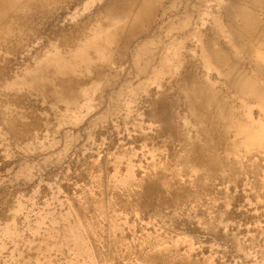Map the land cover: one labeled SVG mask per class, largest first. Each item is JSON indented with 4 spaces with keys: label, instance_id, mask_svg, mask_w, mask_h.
<instances>
[{
    "label": "rangeland",
    "instance_id": "1",
    "mask_svg": "<svg viewBox=\"0 0 264 264\" xmlns=\"http://www.w3.org/2000/svg\"><path fill=\"white\" fill-rule=\"evenodd\" d=\"M114 2L8 5L22 29L0 25V264H264V0H155L94 83L62 69L53 98L22 91L93 22L117 31ZM61 77L74 96L56 97Z\"/></svg>",
    "mask_w": 264,
    "mask_h": 264
},
{
    "label": "bare ground",
    "instance_id": "2",
    "mask_svg": "<svg viewBox=\"0 0 264 264\" xmlns=\"http://www.w3.org/2000/svg\"><path fill=\"white\" fill-rule=\"evenodd\" d=\"M31 1V0H30ZM155 0H115L114 6H108L103 12L102 16L105 18H110L112 20L114 17H121L120 22L117 24L116 30L112 33L107 34H97L96 32V22H93L86 31L84 32L82 40L76 42L70 49L61 50L56 56L50 58H43L35 64L33 68L28 70L26 74H24L19 80V87L22 88V91L28 93L29 96H35L36 94L42 95L45 99L53 98L52 91H50V74L52 76H60L63 73L62 69H65L68 76H74V82L76 83H84L92 84L98 79V76L104 74L107 70L108 64L111 62L119 63L121 60L116 55L117 53H124L127 47L130 45L132 40L136 35L143 32L146 28L141 24V17L144 20H147L150 14L157 13L158 8L154 2ZM22 0H0V6L4 8L6 11V16L0 17V25H5L6 23H10L9 16L11 12L8 10V5H16L17 3H21ZM158 2V1H157ZM12 7V6H11ZM15 11V10H14ZM14 13V12H13ZM14 16V15H13ZM22 16L21 13L15 15L13 20H18ZM127 17H132L130 25L126 21ZM125 19V20H123ZM146 22V21H145ZM148 23V22H147ZM149 25V24H148ZM17 25H13L10 28H15ZM143 27V28H142ZM18 29H22L17 26ZM93 35V37H92ZM107 35V39L104 36ZM141 35V34H140ZM145 35V34H144ZM18 37V36H17ZM142 37V36H141ZM13 38V37H12ZM134 42V40H133ZM133 44V43H132ZM53 46V45H52ZM22 47V46H21ZM26 47V46H25ZM102 47L100 50L98 48ZM122 55V54H120ZM127 56V55H125ZM6 57V56H5ZM4 57V58H5ZM35 58V57H34ZM24 61V60H23ZM123 61V60H122ZM117 65V64H116ZM75 66L73 69L72 67ZM74 71L78 73L73 74ZM62 73V74H61ZM28 74V75H27ZM93 74V75H92ZM45 75L47 78L41 79V77ZM103 77V76H102ZM57 78V77H56ZM55 78V79H56ZM67 78V77H66ZM94 80V81H93ZM68 82V81H67ZM57 85L60 91L57 93L56 97L62 98L66 94L75 95V92L71 89L66 88V81H64L61 77L60 80H57ZM55 86V85H54ZM18 97V96H17ZM41 98V97H40ZM78 98V96H77ZM31 99V97H30ZM33 99V98H32ZM69 99V98H68ZM75 99V98H74ZM164 99V98H163ZM159 100V99H158ZM203 100V99H202ZM30 101V100H29ZM28 101V102H29ZM159 102V101H158ZM159 104V103H158ZM77 107V106H76ZM169 107V106H168ZM211 108V107H210ZM61 109V108H60ZM162 110H164L162 108ZM209 110V109H207ZM75 111V110H74ZM152 111V110H151ZM156 111V109H155ZM77 112V111H75ZM164 113V112H163ZM160 115V114H159ZM62 116V115H61ZM171 117V116H170ZM124 118V117H123ZM163 118V117H162ZM31 119V118H30ZM130 120V119H129ZM172 120V119H171ZM119 122V121H118ZM122 122V121H121ZM145 122V121H144ZM170 122V121H169ZM124 123V122H123ZM134 123V122H133ZM186 123V122H185ZM25 124V123H24ZM112 124V123H111ZM136 124V123H135ZM33 125V124H32ZM183 125V124H182ZM174 127V126H173ZM172 127V128H173ZM9 128V127H8ZM170 128V127H168ZM118 129V128H117ZM107 130V129H106ZM174 130V129H173ZM126 131V130H125ZM101 134V133H100ZM186 134V133H185ZM228 134V133H227ZM102 135V134H101ZM108 135V134H107ZM114 136V135H113ZM189 136V135H188ZM247 136V135H246ZM98 138V137H97ZM137 138V137H136ZM231 138V137H230ZM254 138V137H253ZM104 139V138H103ZM111 139V138H109ZM114 139V138H113ZM102 140V139H101ZM189 140V139H188ZM187 140V141H188ZM247 140V139H246ZM90 141V140H89ZM109 141V140H108ZM88 142V141H87ZM92 142V141H91ZM114 142V141H113ZM117 142V140H116ZM115 142V143H116ZM137 142V141H136ZM184 142V141H183ZM250 142V141H249ZM109 143V142H108ZM251 143V142H250ZM68 144V143H67ZM179 144V143H178ZM213 144V143H212ZM215 144V143H214ZM228 144V143H227ZM226 144V145H227ZM252 144V143H251ZM257 144V143H256ZM96 145V144H95ZM126 145V144H125ZM191 145V144H190ZM115 146V145H114ZM121 146V145H120ZM119 146V147H120ZM211 146V145H210ZM216 146V145H215ZM218 146V145H217ZM222 146V145H221ZM258 146V145H257ZM116 147V146H115ZM128 147V146H127ZM206 147V146H205ZM136 148V147H135ZM215 148V147H214ZM222 148V147H221ZM97 150V149H96ZM108 150V149H107ZM120 150V149H119ZM207 150V149H206ZM217 150V149H216ZM106 151V150H105ZM224 151V150H222ZM92 152V151H91ZM90 152V153H91ZM102 152V151H101ZM117 152V151H116ZM82 153V152H81ZM141 153V152H140ZM106 154V153H105ZM130 154V153H129ZM217 154V153H216ZM224 154V153H223ZM230 154V153H229ZM90 155V154H89ZM134 155V154H133ZM88 157V156H87ZM110 157V156H107ZM193 157V156H192ZM113 158V157H112ZM94 159V158H93ZM98 159V158H97ZM162 159V158H161ZM216 159H219L218 157ZM99 160V159H98ZM109 160V159H108ZM187 160V159H186ZM209 160V159H208ZM162 161V160H161ZM160 161V162H161ZM166 161V159H165ZM211 161V160H210ZM209 161V162H210ZM219 161V160H218ZM227 161V160H226ZM231 161V160H230ZM235 161V160H234ZM237 161V160H236ZM96 162V160H95ZM136 162V161H135ZM138 162V161H137ZM208 162V161H207ZM217 162V161H216ZM228 162V161H227ZM105 163V162H104ZM110 163V162H109ZM124 163V162H123ZM89 164V163H88ZM237 164V163H236ZM243 164V163H242ZM139 165V164H138ZM238 165V164H237ZM80 165H78L79 167ZM117 166V165H116ZM131 166V164H130ZM176 166V165H174ZM234 166V164H233ZM242 166V165H241ZM93 167V166H92ZM122 167V166H121ZM173 167V166H171ZM211 167V166H210ZM225 167V166H224ZM244 167V166H243ZM140 168V167H139ZM167 168V167H166ZM170 168V167H169ZM185 168V167H184ZM241 168V167H240ZM214 169V168H213ZM239 169V168H238ZM83 170V169H82ZM124 170V169H123ZM137 170V169H136ZM187 170V169H186ZM223 170V168H222ZM243 170V169H242ZM141 171V169H140ZM224 171V170H223ZM96 172V171H95ZM132 172V171H131ZM162 172V171H161ZM227 172V170H226ZM225 173V172H224ZM113 174V172H112ZM237 174V173H236ZM235 174V175H236ZM77 175V174H76ZM174 175V174H173ZM122 176V175H121ZM129 176V175H128ZM78 177V176H77ZM87 177V176H86ZM105 177V175H104ZM217 178V177H216ZM75 179V178H74ZM89 179V178H88ZM240 179V178H239ZM80 180V178H79ZM221 180V179H220ZM225 180V179H224ZM90 181V180H88ZM93 181V180H92ZM80 182V181H79ZM251 182V181H250ZM232 183V182H231ZM95 184V183H94ZM86 185V184H85ZM84 185V186H85ZM239 186V185H238ZM111 187V186H110ZM240 187V186H239ZM80 188V187H79ZM85 188V187H84ZM227 188V187H226ZM231 188V187H230ZM68 189V188H67ZM116 189V188H115ZM242 189V188H241ZM148 190V189H147ZM146 190V191H147ZM97 191V190H96ZM130 191V190H129ZM153 191V190H152ZM84 192V191H83ZM118 192V190H117ZM125 192V190H124ZM123 192V193H124ZM149 192V191H147ZM242 192V191H241ZM77 193V192H76ZM155 193V192H154ZM152 193V194H154ZM162 193V192H161ZM82 194V193H81ZM114 194V193H113ZM118 194V193H117ZM126 194V193H125ZM134 194V193H133ZM132 194V195H133ZM145 194V193H144ZM156 194V193H155ZM70 195V194H69ZM68 195V196H69ZM129 195V194H128ZM139 195V194H137ZM149 195V193L147 194ZM142 196V195H140ZM146 196V195H144ZM152 196V195H151ZM156 196V195H155ZM158 196V195H157ZM87 197V196H86ZM115 197V196H114ZM124 197V196H123ZM136 197V196H135ZM164 197V196H163ZM202 197V196H201ZM204 197V196H203ZM72 198V197H71ZM88 198V197H87ZM147 199V198H146ZM169 199V198H168ZM233 199V198H232ZM91 200V199H90ZM113 200V199H112ZM134 200V199H133ZM160 200V199H159ZM75 201V200H73ZM117 201V200H116ZM124 201V200H123ZM122 201V202H123ZM148 201V200H147ZM146 201V202H147ZM76 202V201H75ZM99 202V201H98ZM134 202V201H133ZM145 202V203H146ZM233 202V200H232ZM104 203V202H103ZM106 203V202H105ZM130 203V202H129ZM151 203V202H150ZM164 203V202H161ZM166 203V202H165ZM172 203V202H171ZM229 203V202H228ZM86 204V202H85ZM116 204V203H115ZM149 204V203H148ZM147 204V206H149ZM154 204V202H153ZM168 204V203H167ZM231 204V203H230ZM70 205V204H69ZM193 205V204H192ZM202 206V205H201ZM206 206V205H205ZM219 206V205H218ZM255 206V205H254ZM77 207V206H76ZM69 208V207H68ZM169 208V207H168ZM172 208V207H171ZM182 208V207H181ZM206 208V207H205ZM215 208V207H214ZM232 208V207H231ZM230 208V209H231ZM94 209V208H93ZM113 209V208H112ZM229 209V208H228ZM229 209V210H230ZM233 209V208H232ZM81 210V209H79ZM96 210V209H95ZM123 210V209H122ZM126 210V209H125ZM131 210V209H129ZM143 210V209H142ZM219 210V209H218ZM222 210V209H221ZM104 211V210H103ZM115 211V210H114ZM137 211V210H136ZM158 211V210H157ZM186 211V210H185ZM110 212V211H109ZM124 212V211H123ZM139 212V211H138ZM165 212V211H164ZM170 212V210L168 211ZM188 212V210H187ZM203 212V211H202ZM219 212V211H218ZM81 213V212H79ZM184 213V212H183ZM92 214V213H91ZM128 214V213H127ZM133 214V213H132ZM142 214V213H141ZM167 214V213H166ZM80 215V214H79ZM100 215V214H99ZM151 216V215H150ZM162 216V215H161ZM164 216V215H163ZM168 216V215H167ZM221 216V215H220ZM131 217V216H130ZM146 217V216H145ZM159 217V216H158ZM225 217V216H224ZM91 218V217H90ZM139 218V217H138ZM132 219V218H131ZM136 219V217L134 218ZM166 219V218H165ZM92 220V219H91ZM94 220V219H93ZM138 220V219H137ZM148 220V219H147ZM153 220V219H152ZM173 220V219H172ZM113 221V220H112ZM169 221V220H168ZM193 221V220H192ZM198 221V219H197ZM217 221V220H216ZM222 221V220H221ZM226 221V220H225ZM75 222V221H74ZM102 222V221H101ZM117 222V221H116ZM141 222V221H140ZM154 222V221H153ZM130 223V222H129ZM132 223V222H131ZM170 223V222H169ZM222 223V222H221ZM94 224V223H92ZM118 225V223H116ZM152 224V221H151ZM210 224V223H209ZM235 224V223H234ZM237 224V223H236ZM133 225V224H132ZM86 226V225H85ZM93 226V225H92ZM97 226V225H96ZM123 226V225H122ZM143 226V225H142ZM125 227V226H124ZM139 227V226H138ZM146 227V226H145ZM205 227V226H204ZM226 227V226H225ZM233 227V226H232ZM252 227V226H251ZM259 227V226H258ZM240 228V227H239ZM82 229V228H81ZM263 229V228H262ZM132 230V228H131ZM167 230V229H166ZM260 230V229H259ZM127 231V230H126ZM107 232V231H106ZM105 232V233H106ZM219 232V231H218ZM239 232V231H238ZM246 232V231H245ZM255 232V231H254ZM258 232V231H257ZM122 233V232H121ZM174 233V232H173ZM261 233V232H260ZM146 234V233H145ZM255 234V233H254ZM118 235V234H117ZM133 235V234H132ZM149 235V234H147ZM179 235V234H178ZM82 236V235H81ZM89 236V235H88ZM152 237V235H150ZM180 236V235H179ZM184 236V235H183ZM145 237V236H144ZM149 237V236H148ZM232 237V236H231ZM90 238V237H89ZM185 238V237H184ZM121 239V238H120ZM153 239V238H152ZM222 239V238H221ZM236 239V238H235ZM250 239V238H249ZM86 240V239H85ZM255 240V239H254ZM118 241V240H117ZM160 243V242H159ZM89 244V243H88ZM87 245V244H86ZM211 245V244H210ZM264 245V244H263ZM247 246V245H246ZM257 246V245H256ZM216 247V246H215ZM95 248V247H94ZM213 248V247H212ZM264 249V248H263ZM181 250V248H180ZM197 250V249H196ZM217 250V249H216ZM215 250V251H216ZM219 250V249H218ZM261 250V249H260ZM108 251V250H107ZM148 251V250H147ZM191 251V250H189ZM88 252V251H87ZM98 252V251H96ZM115 252V251H114ZM192 252V251H191ZM198 252V251H197ZM209 252V251H208ZM99 253V252H98ZM182 253V252H181ZM106 254V253H105ZM123 254V253H122ZM202 254V253H201ZM93 255V254H92ZM97 255V254H96ZM116 255V254H114ZM113 255V256H114ZM129 255V254H127ZM200 255V254H199ZM201 256V255H200ZM219 256V255H218ZM137 257V255H136ZM204 257V256H203ZM112 258V257H111ZM116 259V257H114ZM126 258V257H125ZM128 258V257H127ZM101 259V258H100ZM123 259V258H122ZM129 259V258H128ZM131 259V258H130ZM175 259V258H174ZM183 259V258H182ZM185 259V258H184ZM105 260V259H104ZM111 260V259H110ZM119 260V259H118ZM126 260V259H125ZM146 260V259H145ZM217 260V259H216ZM36 261V260H35ZM132 261V260H131ZM175 261V260H174ZM88 262V261H87ZM123 263V262H122ZM107 264V263H106ZM127 264V263H126ZM206 264V262H205ZM209 264V263H208Z\"/></svg>",
    "mask_w": 264,
    "mask_h": 264
}]
</instances>
